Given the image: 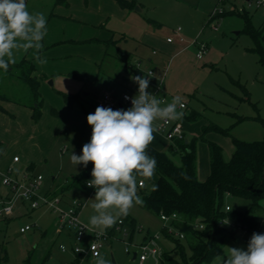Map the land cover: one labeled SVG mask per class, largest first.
<instances>
[{"label":"rangeland","instance_id":"obj_1","mask_svg":"<svg viewBox=\"0 0 264 264\" xmlns=\"http://www.w3.org/2000/svg\"><path fill=\"white\" fill-rule=\"evenodd\" d=\"M52 1L26 0L27 10L30 13L42 12L46 15V28L53 15L54 5ZM131 1L135 6L130 8L119 7L128 11V17L118 15L115 10V16L122 20V23L118 21L119 25L116 26L122 28L121 30L124 33L127 32L128 35H136V38L148 28L149 33L155 36L153 46L159 50L158 55L168 54V56H165L166 58L163 57L162 64L157 67V74L165 73L164 88L167 94L180 97L181 100L187 102V108L180 111L186 112V115L193 112L191 118L197 116L192 120H182V124L187 128L188 138L199 137L203 125L209 123H216L223 128H228L230 134L210 132L205 135L208 140L222 143L225 159H229L233 154L232 137L247 141L261 140L264 136V126L260 121L261 118L264 119V66L260 63L259 57L254 51V40L245 28L242 15L247 13L251 17L254 26L261 27L264 22V13L258 10L255 4L247 5L245 0H236L237 8L245 6V12L239 10L231 12L230 6L225 4L227 0L223 3L221 0ZM221 3L224 4L227 13L217 20L215 19L216 21L210 22L213 10ZM110 17L106 20L107 28L110 24L113 25V22L109 24ZM55 18L69 20L65 17ZM69 21L74 23L71 20ZM54 23H56V20H54ZM214 23L217 24L215 28L213 27ZM77 24L81 23L77 22ZM56 25L63 30L68 27L62 21L57 22ZM99 27L102 26L99 25ZM178 27L182 29L181 35L184 37V42L180 41L177 35ZM45 36L47 35H44L42 41H40L42 48L39 50L35 47L26 51L23 49L14 50L15 62L23 58L34 61L37 71L40 72L39 75L42 74L41 72L45 73L46 70H56L52 73H46L47 77H42L45 89L41 91V94L44 101L42 111L48 110L50 115L53 116L51 120L53 121L54 118L58 120L57 125L52 124L51 120L49 121L45 117L36 127L38 129L36 132L33 127L34 123L40 121L41 118L35 120L31 116H22V123L20 124L24 131L22 132L24 137H22L26 142L30 141L31 135H35L34 151L36 152L35 155L41 157V159H36L37 165L34 172L35 175L41 174L44 177L39 193L45 194V189L51 183L52 177L56 176L54 190L58 197L65 201L66 199H82L84 201L85 204L79 214L80 220L87 225L90 231L109 235L103 240L105 248L102 255H100L107 261V264H139L137 259H133V255L139 250L136 244H139L147 234L149 236L159 234L162 249H170L175 242L173 243L170 238L162 234L165 222L159 215L146 210L142 205H134L126 216L122 215L117 218L116 223L121 218L128 221L132 218L136 220L134 230L130 224H126L125 227L128 231L126 236L123 235L122 231L115 230L116 223L108 229L90 224V217L96 214L92 207L96 202L94 200L95 189L86 186L85 180L88 177L86 170L93 168V164L90 162L87 168L83 165L75 167L70 161V155L72 152L76 155L82 154V147L90 141L92 130L87 125V119L82 122L69 117L65 113L64 108L69 109L72 106H69L65 101L62 95L64 91L58 89L56 83H54V78L58 75V71H66V73L60 74L69 78L73 83H78L80 79L74 77L73 72H68L70 70H83L82 68L85 65H82L87 62H91L94 66H97L96 62H103V72L113 76L122 68L123 62L118 57V50L113 45L108 46V54L102 59L79 53L86 52L88 46L91 52L100 47L103 50L105 42L94 39L95 37L91 39L80 38L78 40L62 37L56 43L46 45L45 39L49 40V38ZM169 36L175 38L173 43H167L166 39ZM194 40L196 44L191 45L190 43ZM202 44L206 48L202 53V57L199 58L197 52ZM56 49H64L69 53L63 55L51 54L55 56L54 58L48 56L50 51L54 53ZM37 55L44 61L43 63L37 59ZM68 86L65 87L68 90L73 89V94L81 91V89H74L76 85L70 87V84H68ZM93 88L90 84H87L84 88L85 91H90V93L82 105L86 107L89 113H94L96 109V92L92 91ZM131 92L135 96L134 91ZM53 107L59 111L58 116L50 111ZM0 111L6 113L8 117H13V113L8 112V110L0 109ZM61 115L63 116L61 117ZM237 116L246 117V119L238 121ZM54 123L56 122L54 121ZM153 128V133H156L155 124H153ZM45 129L47 133L44 132ZM0 130L5 132V135L3 133L0 135V140L5 145H9V152L13 150L11 155L14 151L18 152L23 158L22 164H24L28 155L15 144L16 138H21L19 130L11 129L6 120L0 121ZM5 130H9V135ZM42 131L43 134L39 140L38 136ZM156 135L159 134L156 133ZM214 136L217 139H214ZM198 142L207 149V142L203 140H198ZM175 160L179 162L178 157H175ZM207 162L209 166L208 154ZM134 175L137 179L141 178L145 182L143 187H137V195L143 200L144 193H148L153 189L156 174L154 172L151 177H144L138 173H134ZM75 176L79 178L74 182L77 186L71 188L68 186L67 181L74 180ZM4 187L6 186H0V190L5 189ZM226 202L231 208L240 210H245L251 205L249 199L233 196H229ZM15 206V212L9 218L0 217V258L4 260L2 264H25L29 255H32L33 264H42L44 261V264H68L71 260H74V258L69 260L71 258L70 253L61 252L59 249L61 241L68 243L66 239L56 236L55 239L57 240L54 241L51 236H44L46 229H52L51 223L55 220V215L49 208L41 206L32 209L27 201L17 202ZM108 211L115 215L117 210L113 208L108 209ZM258 216L264 219V211L259 212ZM32 224L37 226L26 232L20 231L21 227ZM225 225L234 229L235 236L225 243L223 251L216 256L223 255L226 246L246 250L252 235L230 220ZM113 230L114 232L110 234ZM128 242L132 244L128 245ZM126 248L130 251H126ZM216 256L209 261L205 260L198 264H212ZM97 259L98 257H91L86 254L81 256V260L78 259L76 264H96ZM144 264L160 263L159 259L149 255Z\"/></svg>","mask_w":264,"mask_h":264},{"label":"trees","instance_id":"obj_2","mask_svg":"<svg viewBox=\"0 0 264 264\" xmlns=\"http://www.w3.org/2000/svg\"><path fill=\"white\" fill-rule=\"evenodd\" d=\"M122 7H132L130 0H118ZM57 3H65L66 0H57ZM223 12L220 16L225 15ZM245 28L254 40V51L264 66V25L256 27L248 14L242 15ZM118 39L112 38L106 45L117 46ZM119 54L123 51L118 47ZM6 59V58H5ZM126 68L132 72L135 68ZM83 81H87V74H73ZM44 75L35 74L33 61L23 58L20 61L10 63L7 71L0 69V99L9 100L25 105L32 109V117L38 120L42 116L43 97L39 90L40 80ZM65 101L72 106L78 100L80 94L62 92ZM23 96V97H20ZM58 114L55 109H52ZM193 112L184 118L191 120ZM238 117V121L246 117ZM264 126V119H260ZM216 131L222 134H230L228 128H223L216 123H209L202 127L199 137L192 139L175 138L171 140L168 150H158L148 147L146 152L157 161L155 173L158 179L153 189L144 193L143 206L160 215L177 214L173 225L184 233V239L173 237L175 244L170 250L163 251L160 264H198L209 261L223 251L227 241L235 236L234 229L223 223L225 219L232 221L249 233L264 234V219L258 213L264 211V136L261 140L247 141L232 137L234 151L229 159H225L223 148L216 142L208 140L206 134ZM207 142L210 153V173L201 181L197 173V142ZM171 155H179L180 163H176ZM93 166V165H92ZM90 170H86L88 177ZM86 178V180L88 179ZM75 179L70 182L74 185ZM85 180V183H86ZM229 196L246 198L251 201L249 208L240 210L236 208L226 209ZM203 224L199 229L196 224ZM130 225L134 228L135 223ZM163 232L164 229H162ZM187 254V255H186ZM74 262L68 264H76ZM4 262L0 258V264ZM45 261L42 263L44 264ZM25 264H33L32 255L26 259Z\"/></svg>","mask_w":264,"mask_h":264},{"label":"clouds","instance_id":"obj_3","mask_svg":"<svg viewBox=\"0 0 264 264\" xmlns=\"http://www.w3.org/2000/svg\"><path fill=\"white\" fill-rule=\"evenodd\" d=\"M46 23L44 13L27 10L26 0H0V69L7 71L9 64L15 62L14 50L41 49ZM37 59L44 62L39 55ZM152 76L149 72L147 76L133 77L138 93L131 98L132 106L127 110L98 106L88 114L90 141L83 145L81 155H70L75 167L93 164L92 179L87 181V186L95 189L96 202L92 207L96 214L90 217L93 226L111 228L119 216H126L134 205L143 204L137 195L134 173L151 177L156 169L157 161L146 152L153 139V122L157 118L183 117V111H178L183 108L180 97L161 107L156 95L147 91ZM113 208L117 210L115 215L108 211ZM81 251L82 248L78 250ZM95 255L96 264H107L99 253ZM212 264H264V234L254 232L246 250L226 246L224 254L216 256Z\"/></svg>","mask_w":264,"mask_h":264},{"label":"crops","instance_id":"obj_4","mask_svg":"<svg viewBox=\"0 0 264 264\" xmlns=\"http://www.w3.org/2000/svg\"><path fill=\"white\" fill-rule=\"evenodd\" d=\"M66 1H67V4L57 3V0L52 1L54 8L52 10L53 15L51 16V19L49 20V23L47 24V28H46V34L45 35H47V36H45V37L49 38V40L45 39L46 45L54 44L58 40H60L62 37H66L69 39H76V40H78L80 38L91 39V38L95 37L94 39H98L99 41L105 42V44H103V46H104L103 50H101V47H100L99 49L92 50L93 52H91V50L89 51V46H88V50L86 52L83 51V52H79V53H82V54H85V55H88V56L94 57V58L96 57V59L97 58L102 59L103 57H105L108 54L109 48L106 45V42L112 38H115V39H118L117 46L119 48H121V50L123 51V53L121 55L119 54V51L117 53L118 57H120V59L123 62V66L121 68L122 70L121 69H119V71L117 70L118 72L113 76H110L107 72H103L104 71V69L102 67L103 62L102 63L96 62L97 66H94V64H91V62H89V63L87 62V63H83L82 66L85 65V67H86L88 65L86 68L85 67L82 68L83 70H70L68 73L73 72V73L82 74V75L87 74L89 76L87 81H83L80 79L78 81V83H73V81H71L69 78L63 77V75L60 74V73H66V71H64V72L58 71L57 72L58 75L55 76L54 83H56L58 89L64 91L65 93H70V94H73L72 91H74V90L73 89L68 90L65 87V86H68V84H70V87H73L76 85V88H74V89H81V91L76 92V93H79L80 96H79L78 100H76L74 102L72 107L69 109L64 108L65 113H67L69 117H71L73 119L75 118V119L83 122V121H85V119H87V115L90 114L86 110V107L82 105L83 101H85L87 99V97L89 96V93H90V91L84 90V88L87 84H90L91 87H94L92 91L96 92L95 93V108H97V106H96L97 100L101 97V95L103 94L104 91L115 89L116 94H119L120 92H124V91H128L132 94L131 91L133 90L135 95H137V93L135 92V89H134L135 85L131 79L132 71L128 70L129 68L128 69L126 68L128 62L131 63V62L137 61V60L141 61V63H142L141 66L142 67H152L155 70L156 76L158 78H160V77L164 78L165 77V73L159 74V75L157 74V67L160 64H162V62L164 60L163 57L168 56V54L163 52L164 55H162V56L158 55L159 50L153 46L155 43V36L149 33V29L146 28L144 30V32L142 34L138 35L137 36L138 38H136V35H134V34L128 35L127 32L124 33L123 30H121L122 28H118L116 26V25H119L118 21H120V23H122V20L119 17L115 16L116 15L115 10L117 11L118 15H123L125 17H128V13H127L128 11L125 9L119 8L122 6L118 2V0H66ZM224 1H222V3ZM225 2H226L225 3L226 5L230 6L231 12H236L238 10L245 12V6L237 8L236 0H227ZM222 3L220 5L224 8V4L222 5ZM245 3L247 5L255 4L256 8L258 10H261L264 13V11L256 5L255 0H245ZM133 6H135V5L133 4ZM122 8H129V7H122ZM225 11H226V8H224V12ZM109 16H111L110 20H109L110 21L109 24L111 22H113V25L110 24L111 26L109 25V27L107 28L106 20ZM55 17H60V18L65 17L74 23H70L69 20H60V19L55 18ZM114 17H116V18H114ZM49 18H50V16H49ZM124 19H126V18H124ZM54 20H56V23L61 22V21L65 22V24L68 27H65L64 30L62 28L60 29L56 25V23H54ZM151 21H153V20H151ZM77 22H80L81 24H77ZM99 25H101L103 28L99 27ZM103 25H105V26H103ZM263 25H264V22H263L262 26ZM75 37H77V38H75ZM169 37H171V36H169ZM79 41H81V40H79ZM173 42H169L167 40V43H173ZM111 46H112V44H111ZM118 47H116L117 50H118ZM50 50H52V49H50ZM64 53H69V51H66L64 49H56V50H54V53L52 51H50V54L48 56H52L51 54L63 55ZM54 57L55 56H52L51 58H54ZM103 61H104V59H103ZM34 64H35V74L40 76L39 75L40 72L37 71L36 63L34 62ZM45 64L48 65L47 63H45ZM44 65H42V66H44ZM53 71H56V70H53V69L46 70L45 73L41 72L42 73L41 75H44L45 77H47L46 73H52ZM125 71H126V73H125ZM62 78H64V79H62ZM95 86H98L99 88L95 87ZM164 86H165V78H164ZM164 86H163V89H164L163 94L168 99L172 100L174 98V96L167 94L165 92ZM43 89H45V85H44L43 80L41 79L40 80V88H39L40 92ZM181 101H184V100H181ZM0 109L4 110V111L8 110V112L13 113V117H8V115L6 113H3L2 111H0V121L6 120L8 122V124L10 125L11 129H18L19 130V134L21 135L20 136L21 138L20 139L16 138L15 144L18 147H21L24 150V152L27 153V155H28V158H27L28 160L26 159V162H24V164H22L23 158L18 154V152L14 151V153L11 155V152L13 150L11 152H9L10 151L9 145H5V143L0 140V170L4 172L8 169V167L12 166L14 168V173L16 176H21L24 173H28L32 177L36 176L35 172H34L35 167L37 165L36 159H41V157H37L35 155L36 154V152L34 151L35 150V147H34L35 135H31L30 141L26 142L25 139L23 138L24 137V135L22 133V132H24L23 127H20V124L22 123V121H21L22 116H24V117L25 116H29V117L31 116L32 117V109L30 107L25 106V105L18 104L16 102L9 101V100H3V99H0ZM52 109H55V111L58 114H56ZM50 111L53 112L56 116L59 115V111L54 107L51 108ZM178 111H180V110H178ZM62 116L63 115H61V117ZM185 116H188V115H186V112L183 111V119H185L184 118ZM45 117L47 118V120L50 121L53 116L50 115L48 110L47 111L45 110L44 112L42 111V116H41L40 121L34 123V126H33L34 130H36V132L38 131V129L36 127L41 122V120H43V118H45ZM195 118H197V116L194 118H191V120L195 119ZM47 120H45V121H47ZM159 120L160 119L157 118L153 122V124H155L156 133L159 135H156V133H153V139H152L151 143L148 145V147L152 146L158 150L167 151L169 144L171 143V140H169L163 133L157 131L156 126H157V123L159 122ZM54 121L56 123H54ZM57 122H58V120H56L55 118L53 121L51 120V123L54 125H57ZM203 126H205V125H203ZM183 127H184V125H183ZM9 130H5L6 133L8 132L7 133L8 135H9ZM91 130H92V128H91ZM184 130H185V137H187V139H189L187 136V128L184 127ZM44 132L47 133V130L45 129ZM210 132L219 133L216 131H210ZM210 132H208V133H210ZM2 133H3V135H5V132H2L0 130V135H2ZM42 134H43V131L38 136L39 140L41 139ZM219 134H222V133H219ZM214 139H217L216 136H214ZM217 143L223 148L222 143L220 141H217ZM232 148L234 151L233 141H232ZM207 154L209 157V166H208V162H207ZM15 156H19L20 160L18 162H15L13 160ZM175 157H178L179 162L175 160ZM171 158L176 163H178V164L180 163V156L179 155H171ZM205 160H206V162H205ZM205 163H206V166H205ZM197 173H198V178L201 181H204L210 173L209 148L207 147V149H205L204 145L199 144V142H197ZM43 179H44V177H43ZM157 179H158V176L156 174V181H157ZM139 180H143V179H141V178L137 179V182ZM70 182L67 181V184L69 187L73 188V187L77 186L75 184L70 186ZM55 185H56V176H53L51 183L48 184V186L45 189L44 195L57 196L55 194V190H54ZM144 185H145V182H144ZM0 186L3 187L4 185L0 184ZM143 186H139L137 183V187L140 188ZM41 187H42V184H41ZM41 187H40V189H41ZM4 188L5 189L0 190V197L8 194L10 192L9 188L7 186ZM74 200H77V199H73V200H70V199L67 200L66 199V201L64 199H61V201H62L61 204L63 207H68ZM20 201L26 202V201H22V200H19L18 202H20ZM77 201H80L82 203V206H81L80 211H79V214H80L85 203L82 199L77 200ZM142 206H143V204H142ZM14 212H15V210H14ZM6 218H9V217H6ZM121 219H123V218H121ZM123 220H124L125 226L127 223L130 224L133 221L135 223V227H136V220L134 218H132L130 221H128L127 219H123ZM55 221H56V217H55L54 222L51 223L52 229L51 230L49 228L46 229L44 236L49 235V236H51V239H54V241L57 240V239H55L56 236L57 237L61 236V238L64 240L66 239L68 241V243H65L63 241H61V243H65L69 247V251H67L68 253L71 254V258L69 260H71L73 258H74V260H71L72 262H74L76 258L81 260V257L74 256L70 250L71 246L73 245V238L69 235V231L64 230L62 233H58L55 229ZM51 226H50V228H51ZM135 227L134 228L132 227V229L134 230ZM34 228H32V229H34ZM32 229H30V230H32ZM164 231L165 232L162 231V234H164L166 237L171 239V236L167 235V232L165 229H164ZM113 232H114V230L111 231L110 234H112ZM88 234H90V235H88ZM123 235L126 236L125 234H123ZM149 237H150L149 234H147L140 243L148 240ZM91 239H92V233L89 232L86 234V236L83 240V244L87 245L91 241ZM131 239H132V235H131ZM61 243H59V245ZM59 249H60V247H59ZM170 249H168V250H170ZM163 251H167V250H163ZM64 253H66V252H64ZM136 253H137V255H136L135 259H137L139 261L138 252H136ZM85 255L86 254H84L83 256H85ZM161 255L158 257H156V256H153V257H155L156 259H159V263H160L161 262ZM133 257H134V255H133ZM77 262H78V260L76 261V263Z\"/></svg>","mask_w":264,"mask_h":264},{"label":"built area","instance_id":"obj_5","mask_svg":"<svg viewBox=\"0 0 264 264\" xmlns=\"http://www.w3.org/2000/svg\"><path fill=\"white\" fill-rule=\"evenodd\" d=\"M224 1V0H221ZM256 5L261 8L264 11V0H255ZM224 12V8L219 4L216 6V8L213 10L210 22L213 20H217L220 17V14ZM215 20V21H216ZM216 23L213 24V27H216ZM181 27H178L177 29V35L180 39V41L184 42V37L180 34L181 33ZM167 40L169 42H173L175 40L174 37H168ZM191 45H195L196 41H192L190 43ZM205 45L202 44L199 47V50L197 52V56L199 58L202 57V53L205 49ZM141 61H133L130 63V67L135 68L136 71L131 73V79L134 83V89L135 92L138 93V84L134 82L133 77L135 76H147L149 72L153 73V76L150 78V84L147 91L153 95H156V98L160 100L161 107L166 106L167 104L171 103L172 100L168 99L163 94V86H164V78L160 77L158 78L156 76V72L152 67H142ZM125 97H128L129 99H125ZM134 97L130 92L124 91L120 92L119 94L115 93V89L104 91L101 97L97 100L96 106H103V107H111L113 110L117 109H124L127 110L130 108L131 105V98ZM183 108H187V102L182 101ZM179 109L178 110H182ZM183 117L178 120H165L160 119L157 123L156 129L157 131L163 133L169 140H173L175 138H183L184 137V127L182 124ZM15 162H18L20 160L19 156H15L13 159ZM92 172V171H91ZM90 176L86 180V186L87 181L92 179ZM43 181V175L38 174L36 176H31L28 173H24L21 176H16L14 173V168L12 166L8 167L6 171L0 170V184L7 186L9 188V193L6 195H3L0 197V217H9L14 213L15 205L19 200L27 201L30 203V207L32 209H37L41 206L49 208V210L55 215L56 221H55V229L58 233H62L64 230L69 231V235L73 238V245L71 246V252L75 256H83L84 254H89L92 257H97L95 253H99V255H102L103 249L105 248V245L103 243V240L107 238L109 235L107 233H98V232H92L89 230L87 225H85L79 218V211L82 206V203L80 201L74 200L68 207L62 206L61 198L58 196H51V195H42L39 193L40 187ZM139 186L144 185L143 180H139L138 182ZM226 209L229 210L230 206L227 205ZM161 219L165 222L164 229L169 235H172L173 237L184 239L185 235L183 232H181L177 227H175L172 223L174 219H177V214L172 213L170 215L161 213L160 214ZM228 221L225 219L223 222ZM35 225H25L24 227H21V232L28 231L32 228H34ZM196 227L199 229H202L204 227L203 224H196ZM240 227V226H239ZM115 229L120 230L123 232V234L127 235L128 231L124 225V220L119 219L118 222L115 225ZM92 233V239L87 244H83V240L87 233ZM251 235L253 233H250ZM132 244L131 242H128V245ZM138 247V258H139V264H144V261L147 260L149 255L152 256H160L163 252V249L160 245V235L150 236L148 240L136 244ZM60 250L62 252L69 251V247L65 243H61L59 245ZM82 248L83 251L78 252V250ZM127 251H130L128 248H126ZM141 252V253H139Z\"/></svg>","mask_w":264,"mask_h":264},{"label":"water","instance_id":"obj_6","mask_svg":"<svg viewBox=\"0 0 264 264\" xmlns=\"http://www.w3.org/2000/svg\"><path fill=\"white\" fill-rule=\"evenodd\" d=\"M136 255H137V253L135 252V253H134V257H133V259H135V258H136Z\"/></svg>","mask_w":264,"mask_h":264}]
</instances>
